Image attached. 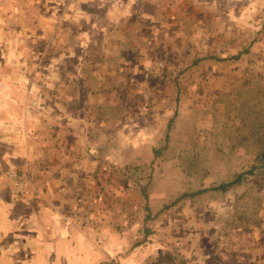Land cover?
<instances>
[{"label":"rangeland","instance_id":"obj_1","mask_svg":"<svg viewBox=\"0 0 264 264\" xmlns=\"http://www.w3.org/2000/svg\"><path fill=\"white\" fill-rule=\"evenodd\" d=\"M14 145L0 193L35 229L18 264L264 253V0H0V156Z\"/></svg>","mask_w":264,"mask_h":264},{"label":"crops","instance_id":"obj_2","mask_svg":"<svg viewBox=\"0 0 264 264\" xmlns=\"http://www.w3.org/2000/svg\"><path fill=\"white\" fill-rule=\"evenodd\" d=\"M92 118L88 117V115H78L77 119H73L74 122H82L83 131L89 126H92L93 130L95 129V119L91 121V124L88 120ZM80 124V123H79ZM19 138V137H18ZM5 147V146H3ZM39 147H36V149ZM42 150V151H41ZM43 154L54 155L55 151L45 147V149H40L39 152ZM23 152L20 147L13 146L12 149H7V153L0 156V165L3 167H24L25 162L23 160ZM49 164L52 162V158H48ZM59 161H56V166ZM64 162V158L62 157V163ZM15 201V204L11 205V203ZM24 203L22 201L14 200L9 194L0 193V264H18V253L17 250L21 249V245L25 242L30 241L29 237H25V234H32V230L35 232V229L32 227H27L23 224L25 222L26 213L22 210ZM23 218L22 221L17 218ZM35 235V234H34ZM35 238V236H34ZM262 242V239L258 237ZM257 239V240H258ZM37 241V239L35 238ZM34 241V242H36ZM256 244H254L255 246ZM262 245V244H261ZM259 245L250 250H241L240 253H237V260L233 264H264V253H262V246ZM244 251V252H243ZM249 258V261L243 262L242 258Z\"/></svg>","mask_w":264,"mask_h":264},{"label":"trees","instance_id":"obj_3","mask_svg":"<svg viewBox=\"0 0 264 264\" xmlns=\"http://www.w3.org/2000/svg\"><path fill=\"white\" fill-rule=\"evenodd\" d=\"M241 180V178H239L237 181H235L236 183L239 182ZM236 183H230V184H223V185H220L219 187L215 188L214 190H219V191H226L228 190L232 185L236 184ZM197 194H200V193H197ZM197 194H194V195H197Z\"/></svg>","mask_w":264,"mask_h":264},{"label":"built area","instance_id":"obj_4","mask_svg":"<svg viewBox=\"0 0 264 264\" xmlns=\"http://www.w3.org/2000/svg\"><path fill=\"white\" fill-rule=\"evenodd\" d=\"M11 177L13 178V176H11ZM22 185H23V184H22V182H20V181H19V182L16 184V187H19V188H21V187H22ZM21 190H22V189H21Z\"/></svg>","mask_w":264,"mask_h":264}]
</instances>
